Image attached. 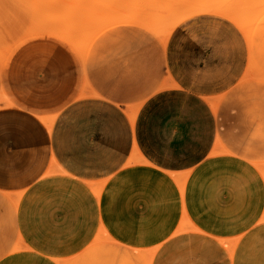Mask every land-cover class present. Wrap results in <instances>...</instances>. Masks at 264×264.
I'll list each match as a JSON object with an SVG mask.
<instances>
[{"label":"crops","instance_id":"crops-1","mask_svg":"<svg viewBox=\"0 0 264 264\" xmlns=\"http://www.w3.org/2000/svg\"><path fill=\"white\" fill-rule=\"evenodd\" d=\"M6 7L0 0V264H103L114 247L151 264H264V125H225L220 148L213 123L175 174L119 166L51 118L79 84L72 52L51 39L17 45Z\"/></svg>","mask_w":264,"mask_h":264},{"label":"rangeland","instance_id":"rangeland-1","mask_svg":"<svg viewBox=\"0 0 264 264\" xmlns=\"http://www.w3.org/2000/svg\"><path fill=\"white\" fill-rule=\"evenodd\" d=\"M6 9L17 45L51 39L72 52L79 84L51 118L119 166L175 174L213 123L220 148L225 125H264V0H7ZM164 105L172 110H148ZM105 254L103 264H151L121 247Z\"/></svg>","mask_w":264,"mask_h":264},{"label":"bare ground","instance_id":"bare-ground-1","mask_svg":"<svg viewBox=\"0 0 264 264\" xmlns=\"http://www.w3.org/2000/svg\"><path fill=\"white\" fill-rule=\"evenodd\" d=\"M137 10V9H136ZM131 14V13H130ZM155 20V19H154ZM158 23V22H157ZM70 30V29H69ZM65 32V31H64ZM66 34V33H65ZM66 35H68V34H66ZM67 37V36H66ZM74 37V36H73ZM79 41V40H78Z\"/></svg>","mask_w":264,"mask_h":264}]
</instances>
